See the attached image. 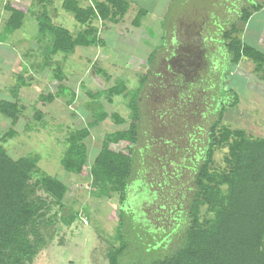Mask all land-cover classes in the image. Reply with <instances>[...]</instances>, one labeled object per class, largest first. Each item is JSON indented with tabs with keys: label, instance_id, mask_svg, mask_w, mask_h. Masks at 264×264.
<instances>
[{
	"label": "rangeland",
	"instance_id": "1",
	"mask_svg": "<svg viewBox=\"0 0 264 264\" xmlns=\"http://www.w3.org/2000/svg\"><path fill=\"white\" fill-rule=\"evenodd\" d=\"M62 1L0 0V101L12 100L11 91L20 74L24 80L30 79V86L19 91L21 111L14 127L10 120L0 115V133L11 127L16 132L2 145L13 160L25 156L39 157L28 186L29 196L46 198L44 192L33 185L43 176L56 178L67 186L62 209L47 199L50 210L38 228L41 241L31 264H108V250L119 246L117 231L121 206L129 218L124 239L132 241L133 257L143 258L145 247L152 244L156 249L159 243L166 245L164 254L178 240L176 232L182 227V219H187V204L191 197L188 187L193 186L194 174L189 167L190 161L195 162V153L198 152L200 157V152H204L208 127L216 118L214 114L206 124L204 121L209 116L203 112L207 110L213 116V111H217L215 108H220L215 102L228 98L221 94L225 86L222 89V85L216 86L217 81L222 84L221 80L229 75L226 86L239 96L236 108L226 109L222 124L243 129L248 136L264 137V84L254 82L256 76L252 74L251 62L242 59L237 67L232 68L223 55L221 67L216 71L209 65L198 68L192 59L190 65L195 66V71L181 84L178 80L180 73H168V68H172L169 61L172 59L170 62L175 63L177 60L172 57L166 62L165 55L174 53L175 44L176 48L182 46L178 54L199 53V45H191L185 35L188 31L185 27L194 25L193 33L189 31L194 35L191 39L197 40L195 32L200 33V38L209 43L205 45L206 55L215 63L214 59L221 58L218 57L219 48H223L222 44H214L217 36L221 38V24L225 25L239 14L251 0H127L130 8L119 24L94 22L104 46L77 47L72 55L57 54L45 65V41L38 43L36 38V18L44 4L54 24L63 26L74 35L82 29L73 16L61 8ZM252 2L264 4V0ZM5 4L26 14L24 25L15 32L6 30L10 13L4 9ZM140 8L147 10L148 14L141 20V26L135 28L132 20ZM263 21L264 8L253 14L248 24L239 25L244 30L242 39L262 50ZM172 37L177 43L171 41L170 47L168 41ZM152 51L156 54L147 65ZM56 67L63 73L62 84L75 94L70 106L62 97L52 102L40 98L48 92H56L59 84L53 78ZM95 68L105 70L110 79L107 81L96 73ZM182 68L186 70V67ZM146 72L147 80L138 100L140 139L135 147L134 174L121 205L118 194L111 193L105 198L96 196L87 173L104 135L127 128L130 122L127 100L119 96L108 103L104 97L89 98L87 92H101L121 79L126 81L128 90L133 91L139 86V76ZM180 84L182 88L178 87ZM96 102L102 104L107 114H118L124 124L115 125L107 118L91 129L86 141L87 165L80 175L67 173L60 166L66 138L72 131L92 122ZM92 103L93 108L88 106ZM224 103V106L228 105ZM36 110L42 113L40 119L35 117ZM116 149L127 154L125 143ZM226 154L225 149H215L212 168L224 167ZM74 214L76 217L70 225L63 223L62 218ZM131 220L133 230H130ZM168 233L171 235L163 238ZM145 252L144 257L149 261L158 253L149 249Z\"/></svg>",
	"mask_w": 264,
	"mask_h": 264
},
{
	"label": "trees",
	"instance_id": "2",
	"mask_svg": "<svg viewBox=\"0 0 264 264\" xmlns=\"http://www.w3.org/2000/svg\"><path fill=\"white\" fill-rule=\"evenodd\" d=\"M36 1L48 3L47 0ZM45 5L36 18L37 42L45 41L43 46L45 65L57 54L72 55L77 47L104 46L94 22L98 20L102 24L117 25L130 8L127 0H63L61 8L71 14L75 22L82 27L74 35L63 26L54 24ZM263 8L264 4L251 0L248 6L241 8L239 14L228 20L225 25L221 24L219 29L221 38L217 36L214 43L222 44L223 48H219V52L227 57L228 65L232 68L237 67L242 59L251 62L252 74L256 76L254 82L259 81L262 84L264 50L247 42L245 38L242 39L241 34L244 30L239 25L248 24L253 14H257ZM4 9L10 13L6 30L15 32L22 28L26 14L9 4H5ZM147 14V10L140 8L132 20V26L139 28L141 20ZM262 31L264 34V21ZM262 43L264 45V37ZM208 44L206 41L203 42V46ZM155 54V51L149 54L147 65L152 62ZM222 56L217 61L214 59L213 68L216 71L221 67ZM94 71L107 81L110 79L105 70L95 68ZM147 76V72L139 76V86L133 91L128 90L126 81L121 79L101 92L95 94L87 92L89 98L104 97L108 103H112L113 99L119 96L127 100L126 108L129 110L130 119L127 128L104 135L87 173L96 196L105 198L111 193L118 194L121 205L127 197L129 182L134 174L135 147L140 139L138 100ZM53 78L59 83L56 92L41 95V100L52 102L55 98L62 97L70 106L75 100V94L62 84L64 76L60 68L56 67L53 70ZM227 79H230L229 75L222 80L218 79L222 84L217 81L216 86L222 85L221 89L225 86L221 94L228 98H221L215 102L217 105L220 104V108H215L214 104L217 111H213V116L207 110L203 112L209 116L208 120L204 121L206 124H209L214 114L216 118L208 127L204 152H200V157L198 152L195 153V162L190 161L189 167L191 166L194 174L193 186L188 187L191 194L186 212L188 220L182 219V227L176 232L178 237L175 236L178 240L164 254L162 252L166 250V245L159 243L156 249L152 244L145 247L143 258L133 257L134 248L132 244L130 245L132 241L124 239L129 225L128 217L121 206L117 231L119 246L108 250V264H264V137L248 136L243 129L222 124L226 109L236 108L239 104L236 91L226 86ZM29 81L30 79L24 80L20 74L11 91L12 100L0 101V115L10 120L12 127L18 121V114L21 111L19 91L29 87ZM224 102L228 105L224 106ZM88 106L93 108V103ZM41 116V111L36 110L35 117L40 119ZM107 118L112 119L115 125L124 124L118 114H107L102 104L96 102L92 122L69 134L60 159V166L64 171L75 175L82 173L88 160L86 141L90 137V130ZM12 127L8 128L7 132L0 133V264H31L41 241L38 228L50 210L47 199L62 209L67 186L56 178L43 176L33 185L42 190L46 198L29 196L28 186L39 157L25 156L13 160L8 155L2 143L16 135ZM122 143L127 144V154L116 149ZM190 146L189 144L188 147ZM217 148L225 149L227 152L223 157L224 167L212 168L213 153ZM74 217L75 214L67 219L62 218V221L70 225ZM132 223L131 220L130 230L134 229ZM173 232L174 230L171 233ZM169 235L171 234L168 233L163 238ZM148 249L150 252H158L150 261L144 257Z\"/></svg>",
	"mask_w": 264,
	"mask_h": 264
},
{
	"label": "flooded vegetation",
	"instance_id": "3",
	"mask_svg": "<svg viewBox=\"0 0 264 264\" xmlns=\"http://www.w3.org/2000/svg\"><path fill=\"white\" fill-rule=\"evenodd\" d=\"M194 27H195L194 25L193 26L191 25V27H185L186 29H188V31L185 32V35L187 36V39L185 37H184V39L188 40L191 45L192 44H198L199 47H200L199 53H196V52L192 53V52H190V53H188V55L187 54H178V51H180V48L182 46H180L179 48H176V45H175V47H174V53L171 54V57L170 58L174 57V59H176L177 61H175V63L174 62L171 63L170 61L172 59L170 60V58H169L170 61L168 60L169 63H170V65L172 66V68L175 67L174 70L171 67H169L168 68L169 69V72H171V74H174V75L177 74V73H180V76L178 77V80H180V82L178 80H177V82H179L181 84L183 82L187 81V78L191 74L194 73V71H195L194 70V67L195 66H197L199 68L201 65H203V67L205 66V68H206L209 65V67H212L213 68L212 59H211V57H209V56L206 55L207 51H206L205 46H203L204 40L202 38H200V36H201L200 33L195 32V34L197 35L196 36L197 40H195L194 38L191 39V36H194V35L193 34H189V31L191 33H193V30L195 29ZM182 40H183V37H182ZM186 49H187V47H186ZM190 54H192V55H190ZM192 59H193V62L195 63L194 64L195 66L194 65L193 66L190 65V60H192ZM176 64H177V66H176ZM168 66L169 65L167 64V67ZM182 67H186V70H184ZM181 84L178 85V87L182 88V85Z\"/></svg>",
	"mask_w": 264,
	"mask_h": 264
},
{
	"label": "crops",
	"instance_id": "4",
	"mask_svg": "<svg viewBox=\"0 0 264 264\" xmlns=\"http://www.w3.org/2000/svg\"><path fill=\"white\" fill-rule=\"evenodd\" d=\"M173 28H174V26H173ZM175 37V36H174ZM174 37H172V38H170V40L168 41V44L170 45V47H172V45H171V41L172 42H176L177 43V40H176V38H174ZM168 45V46H169ZM176 45V44H175ZM174 45V46H175ZM168 46L167 47H165L166 49L168 48ZM165 53H166V51H165ZM221 52H219L218 53V57H220V56H222L223 54H220ZM167 54V53H166ZM172 54V53H171ZM171 54L168 52V54L167 55H165L166 57H165V61L167 62L168 61V59L170 58V56H171ZM166 67H167V65H166ZM168 70V69H167ZM168 73H170V72H168Z\"/></svg>",
	"mask_w": 264,
	"mask_h": 264
}]
</instances>
